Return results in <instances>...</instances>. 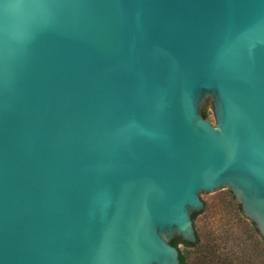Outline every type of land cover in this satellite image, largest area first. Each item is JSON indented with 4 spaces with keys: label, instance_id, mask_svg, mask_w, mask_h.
<instances>
[{
    "label": "water",
    "instance_id": "1",
    "mask_svg": "<svg viewBox=\"0 0 264 264\" xmlns=\"http://www.w3.org/2000/svg\"><path fill=\"white\" fill-rule=\"evenodd\" d=\"M220 190L264 240V0H0V264H181Z\"/></svg>",
    "mask_w": 264,
    "mask_h": 264
},
{
    "label": "rangeland",
    "instance_id": "2",
    "mask_svg": "<svg viewBox=\"0 0 264 264\" xmlns=\"http://www.w3.org/2000/svg\"><path fill=\"white\" fill-rule=\"evenodd\" d=\"M200 199L204 207L192 219L200 243L195 248L178 245L187 263L215 264L219 260L221 264H241L245 259L249 261L259 255L263 263L262 239L230 191L202 193Z\"/></svg>",
    "mask_w": 264,
    "mask_h": 264
},
{
    "label": "trees",
    "instance_id": "3",
    "mask_svg": "<svg viewBox=\"0 0 264 264\" xmlns=\"http://www.w3.org/2000/svg\"><path fill=\"white\" fill-rule=\"evenodd\" d=\"M202 115H203L204 118H207V113L206 112H202ZM196 215H197V212L193 213L191 218L194 219ZM253 226H254L255 233L260 236V234H259V232L256 229V227H255L254 224H253ZM196 237H197V239H196V242L194 244L185 242V241L181 240L180 238H175V239L171 240L170 244L173 245V246H175V247H177V248H178V245L179 244L184 245L186 248H193V247L195 248L200 243V240H199V237L197 236V234H196ZM261 239H262V237H261ZM262 247H263V250H264V240L263 239H262ZM263 250H261V253H262ZM179 258H180V263L181 264H188L187 261H186V259H185V256L183 254H181L180 251H179ZM203 258H205V260H206L205 255H203ZM203 258H201V259L203 260ZM261 260H262L261 259V256L259 255L257 258L250 259L249 261L245 259L244 262H242L241 264H263L264 261H263V263H261ZM215 264H221V261L219 262V260H218Z\"/></svg>",
    "mask_w": 264,
    "mask_h": 264
}]
</instances>
